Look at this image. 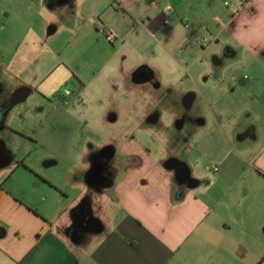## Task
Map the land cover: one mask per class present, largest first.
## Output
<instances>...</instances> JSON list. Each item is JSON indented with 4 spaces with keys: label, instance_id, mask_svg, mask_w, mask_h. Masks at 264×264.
I'll return each mask as SVG.
<instances>
[{
    "label": "crops",
    "instance_id": "obj_1",
    "mask_svg": "<svg viewBox=\"0 0 264 264\" xmlns=\"http://www.w3.org/2000/svg\"><path fill=\"white\" fill-rule=\"evenodd\" d=\"M33 5L52 17L47 35L61 28L70 36L81 69L90 74L78 78L84 99L97 91L101 71L123 67L124 58L115 61V55L128 36L143 31L172 59L168 48L188 61V52L201 45L188 67L176 59L189 74L206 50L215 54L213 64L229 69L234 97L248 101V119L235 127L213 112L212 130L185 146L187 159L177 161L190 182L182 187L169 166L177 157L154 158L147 143L133 138L103 141L98 149L54 139L43 156L32 159L15 156L0 135L8 156L0 165V264H264V0H0V131L15 93L25 89L26 99L32 92L22 76L32 61L27 54L8 59L5 31L11 20L26 19ZM22 10L28 12L18 15ZM33 31L31 23L24 34L11 32L25 37L12 39L21 45L15 50L23 43L25 53L33 51ZM107 34L112 45L102 42ZM140 62L149 65L148 59ZM134 69L115 79L123 111L132 105L127 92ZM234 70L243 74L237 78ZM114 101L111 109L117 110ZM80 126L78 135L92 131ZM92 161L95 178L88 185ZM109 162L114 174L108 182L101 165ZM91 197L99 204L101 231L83 230L73 243L74 211L84 201L92 204Z\"/></svg>",
    "mask_w": 264,
    "mask_h": 264
},
{
    "label": "rangeland",
    "instance_id": "obj_2",
    "mask_svg": "<svg viewBox=\"0 0 264 264\" xmlns=\"http://www.w3.org/2000/svg\"><path fill=\"white\" fill-rule=\"evenodd\" d=\"M17 12L24 16L28 11ZM50 19L52 17L46 10L33 5L32 12L26 19H13L6 26L8 59L11 57V61L20 56L22 59L27 54V59L32 61L22 70H25L23 78H28L31 83L32 92L24 100L13 104L9 102L8 123L0 131L7 150H11L15 156L27 154L32 159H39L54 139L83 141L85 148L98 149L103 141L129 137L140 144L147 143L154 158L164 157L169 160L175 156L176 161H184L189 154L184 147L196 141L207 128L212 130L216 122L213 112L224 124L234 122L235 127H240L247 122L248 116L244 109L248 105L244 104L248 101L242 95L234 97L236 93L233 94L229 82V69L213 64L215 54L206 50L199 62L190 67L189 74L178 65L176 59L188 67L189 60L203 49L201 45L195 46V51L188 52V61L175 49L168 48L176 58L172 59L143 31L128 36L119 54L115 55V61L124 58L123 67L101 71L102 81L97 83L99 78L95 80L97 91L89 93V97L85 95L84 99L78 86V78L86 79L90 74L81 69L80 55L73 49V42L68 43L69 35L61 28L58 32L47 35L50 23H53ZM31 23L37 33L35 38L33 31V51L25 53L23 43L21 51L15 50L18 46L21 47L19 42L14 43L20 35L16 33L17 36H14L11 32L16 30L24 34L25 27ZM23 36L19 37L21 41L25 40ZM29 37L31 38V34ZM155 37L159 39V35ZM13 38L15 39L12 41ZM101 39L106 45L113 44L106 37L102 36ZM207 45L205 43L203 47L207 48ZM142 59H148L149 65H140ZM226 63L230 61L227 60ZM134 66L132 78L135 83L133 89L127 92V102L132 105L123 111L119 102L123 104L124 100L121 98L122 92L115 87V79L124 77ZM240 74L243 73H238V70L232 72L237 78ZM108 81L114 83V90ZM90 85L93 86L92 83ZM64 89L74 92L66 105H60L56 94ZM114 100H117V110L111 109L112 103L116 102ZM80 125L95 132L78 135L76 133ZM205 136L207 139L213 138L209 133ZM107 149L108 147L105 148ZM180 164L179 162V166ZM87 166L88 173L94 171L93 163ZM85 204L77 206L74 211L76 221L70 234L82 235L85 230L87 234L93 235L101 231L97 207L99 204L95 200L92 204L90 201ZM84 212L89 215L86 219L81 218Z\"/></svg>",
    "mask_w": 264,
    "mask_h": 264
},
{
    "label": "flooded vegetation",
    "instance_id": "obj_3",
    "mask_svg": "<svg viewBox=\"0 0 264 264\" xmlns=\"http://www.w3.org/2000/svg\"><path fill=\"white\" fill-rule=\"evenodd\" d=\"M2 108H4V106ZM92 163H93V161H92ZM93 165H94V163H93ZM169 166L173 167V169H174L173 170L174 171V179L177 182V184H175L177 187L190 185V182H187L185 180L186 171H184V167L182 165L179 166V163L177 161L171 159L169 161ZM95 167L96 166L94 165V171H95ZM101 168L103 169L104 173H106V176L109 177V179H108V182H109L110 179L113 177V174H114V169H113L112 164L110 162L107 164L103 163V165H101Z\"/></svg>",
    "mask_w": 264,
    "mask_h": 264
},
{
    "label": "water",
    "instance_id": "obj_4",
    "mask_svg": "<svg viewBox=\"0 0 264 264\" xmlns=\"http://www.w3.org/2000/svg\"><path fill=\"white\" fill-rule=\"evenodd\" d=\"M25 96H26V90L25 89H20V90H18L16 93H15V95H14V97H13V99H12V102H18V101H21V100H24L25 99ZM2 149H0V165H3V164H5L7 161H8V156H7V154L3 151L4 149H3V147H2V145L0 146ZM103 151H105V149L103 150ZM94 178H95V176H94V172H90L89 171V173H88V175H87V179H86V182H87V184L88 185H91V183H93L94 181ZM87 201H84L82 204H85ZM86 205V204H85ZM82 234V233H81ZM80 236L81 235H79V234H77V233H74V234H71V236H70V239H71V241L73 242V243H77L78 241H79V239H80Z\"/></svg>",
    "mask_w": 264,
    "mask_h": 264
},
{
    "label": "built area",
    "instance_id": "obj_5",
    "mask_svg": "<svg viewBox=\"0 0 264 264\" xmlns=\"http://www.w3.org/2000/svg\"><path fill=\"white\" fill-rule=\"evenodd\" d=\"M225 5H227V2L224 3ZM171 12L170 8H167L165 13L167 15H169ZM167 23V21H165ZM106 39L111 41L112 37H110L108 34L105 35ZM203 42H206V39L203 40ZM74 91H71L70 89H64L63 91H59L56 96L58 98V102L60 103V105H66L69 101V97L71 96V94ZM214 170H216V167H213Z\"/></svg>",
    "mask_w": 264,
    "mask_h": 264
},
{
    "label": "trees",
    "instance_id": "obj_6",
    "mask_svg": "<svg viewBox=\"0 0 264 264\" xmlns=\"http://www.w3.org/2000/svg\"><path fill=\"white\" fill-rule=\"evenodd\" d=\"M263 230H264V225H263Z\"/></svg>",
    "mask_w": 264,
    "mask_h": 264
}]
</instances>
